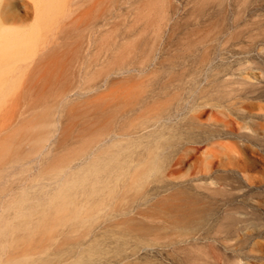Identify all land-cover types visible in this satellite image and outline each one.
Instances as JSON below:
<instances>
[{"label":"rangeland","instance_id":"1","mask_svg":"<svg viewBox=\"0 0 264 264\" xmlns=\"http://www.w3.org/2000/svg\"><path fill=\"white\" fill-rule=\"evenodd\" d=\"M129 52L128 61L144 68V73L133 71L132 80L126 84L122 81L125 75L116 71V63H123ZM116 84L119 93H115ZM151 87L155 94L148 96L159 98L152 108L170 110L172 116L141 135L165 127L175 128L182 138L179 143H185L184 139L194 132L188 128L192 122L199 123L197 131L204 132L221 127L226 116L241 124L240 118L249 111L253 113V119H247L249 124L255 127L261 124L264 128V0L50 1L46 150L43 155L32 150L34 135L24 133L35 123V112L29 122L9 132L17 141L22 140V144L17 151L0 152V218L7 217L6 222L12 224L22 223L12 209L17 199L24 197L23 189L30 186V191L35 193V186L47 185L49 202L54 196L52 188L73 180L96 154L110 148L116 98H120L119 106L123 110L129 103L143 98ZM191 147L192 144L185 145L174 154L172 149L168 150L171 163L178 157L185 158L181 172L174 176L166 174L170 165L166 161L162 169L153 173L156 178L153 175L133 186L126 203L138 208L141 202L136 192L152 193L166 184L186 185L187 189L193 172V158L187 157ZM258 157L264 162L263 151L258 152ZM16 159L19 164L15 165ZM47 196L24 206L39 205L41 211ZM161 198L139 207L152 213L155 202ZM259 202L264 212V197ZM7 209L11 213L8 216ZM104 213L107 212L102 210L98 215ZM38 214L33 212L29 230L32 223L39 221ZM133 215L140 223L142 217L136 216V212L130 216ZM121 221L115 216L112 219L115 227H107L102 221L94 222L90 229L78 227L68 235L69 241L78 242L85 249L95 240L112 237L105 241L103 255L94 257L95 264H150L164 258L167 249L136 246L134 240L118 251L114 242L121 238L118 235L123 228ZM34 231L30 234L31 231L19 226L9 238L15 243L7 255L30 261L54 259L52 253L59 247L60 233H65V228L48 225L47 229L41 225ZM241 234L249 235L250 241L245 246L248 254L240 264H264V215L258 226L247 225Z\"/></svg>","mask_w":264,"mask_h":264},{"label":"bare ground","instance_id":"2","mask_svg":"<svg viewBox=\"0 0 264 264\" xmlns=\"http://www.w3.org/2000/svg\"><path fill=\"white\" fill-rule=\"evenodd\" d=\"M50 1L0 0L1 153L18 150L22 140L17 141L9 132L29 122L34 112L35 123L29 128L31 130L24 133L34 135V143L30 146L32 150L35 149L40 155L46 150ZM130 54L123 63H116V71L125 75L122 81L126 84L132 80L133 71L144 73V68L133 66L132 61H128ZM118 85L115 93H119ZM14 89L17 91L14 92ZM151 93L155 94L152 87L143 98L129 103L123 110L119 106L120 98H116L110 148L96 154L75 174L73 180L52 188L54 196L49 202L47 185L35 186V193L30 191L32 186L23 189L24 197L18 198L17 205L14 202L12 209L22 223L12 224L6 222L7 217L0 218V264H95L94 257L103 255L105 241L112 237L95 240L82 249L78 242L71 244L68 235L78 227L90 229L94 222L102 221L107 227H115L112 223L115 216L120 217L123 225L118 233L121 238L114 242L118 251L129 240H134L136 246L167 249L164 258L150 264H166V261L170 264H240L248 254L245 246L250 241V236L242 235L241 231L247 225L258 226L264 215L259 202L264 197V162L258 157L259 151L264 152V128L261 124L257 127L249 124L247 119H253V113L249 111L240 118L241 124L226 116V120L221 121V127L209 128L204 132L197 131L199 123L192 122L188 128L194 132L184 139L185 143H179L182 138L176 134L175 128L165 127L141 135V132L165 123L172 116L170 110L156 111L152 108L159 98L148 96ZM135 120L139 121L135 123ZM224 140L225 143L220 142ZM188 144H192L191 152L186 155L193 158V172L188 179L190 186L187 189L186 185L178 187L166 184L152 193L136 192V195H140L141 204H138L141 206L162 197L155 202L152 213L140 209L138 204L137 208L126 203L134 185L155 176L153 173L162 169L166 161L170 162L168 150L172 149L173 154L179 153ZM207 146L211 148H199ZM13 161L15 165L19 164L18 159ZM169 164L166 174L177 175L185 165V158L178 157ZM202 178L205 180L202 181ZM45 196L47 200L41 211H38L39 205L24 206L29 201L36 203ZM110 201L115 205L109 204ZM102 210L107 213L99 216L98 212ZM33 212L39 213L40 219L32 223L29 230ZM134 212L142 217L140 223H137L134 215L130 216ZM10 214L7 209L6 216ZM50 221L53 224H48ZM41 225L47 229L48 225L50 228H65V233H60L62 239L59 247L52 253L54 259L48 257L30 261L7 255V250L15 243L9 238L19 226L33 234Z\"/></svg>","mask_w":264,"mask_h":264}]
</instances>
